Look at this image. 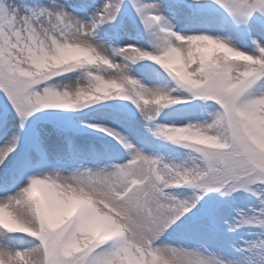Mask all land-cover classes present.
<instances>
[{
    "label": "snow or ice",
    "instance_id": "6c2138e0",
    "mask_svg": "<svg viewBox=\"0 0 264 264\" xmlns=\"http://www.w3.org/2000/svg\"><path fill=\"white\" fill-rule=\"evenodd\" d=\"M0 264H264V0H0Z\"/></svg>",
    "mask_w": 264,
    "mask_h": 264
}]
</instances>
